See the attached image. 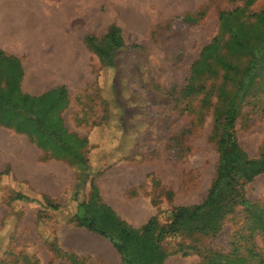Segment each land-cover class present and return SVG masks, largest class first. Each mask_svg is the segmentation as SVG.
Returning <instances> with one entry per match:
<instances>
[{"label":"rangeland","instance_id":"rangeland-1","mask_svg":"<svg viewBox=\"0 0 264 264\" xmlns=\"http://www.w3.org/2000/svg\"><path fill=\"white\" fill-rule=\"evenodd\" d=\"M173 1L176 9L167 11L143 0L136 29L128 18L135 13L129 0L12 1L9 9L16 8V13L11 26L21 20L26 35L22 41L16 35L6 37L5 42L0 36V49L12 48L21 62L0 79V116L6 122L0 124V264H122L118 250L87 228L75 224L78 237L95 246V252L77 255L82 261L64 255L57 237L77 221L74 214L81 202L99 195L105 204L95 180L110 168L104 163L108 158L119 157L138 168L141 186L127 197L143 196L138 202L149 210L142 220L147 223L135 228L112 209L134 229L153 219L159 228L166 226L177 208L201 204L208 196L221 163L213 137L214 107L202 105L203 95L182 98L181 93L202 48L218 35L220 12L243 3ZM32 6L37 14L30 12ZM263 8L264 0H258L251 10ZM186 16L199 21L185 22ZM112 25L121 29L126 48L117 53L113 68H105L84 37H102ZM27 39L33 44L25 43ZM257 83L242 102L234 129L237 145L249 159L264 155V85ZM63 86L67 97L49 94L37 100ZM211 100L218 103L216 95ZM58 119L61 124L54 128H64L62 142L50 131ZM74 155L84 156L89 168L88 181L76 196L79 170L71 164ZM51 159L77 171L73 191L49 197L57 210L48 208L46 195L24 179L31 166L26 163L38 171ZM19 195L35 201L19 200ZM239 197L264 208V174L243 183ZM131 250L134 264H150L160 253L161 264H211L212 258L259 264L256 254L264 259V237L244 206L236 204L214 235H167L161 242L150 235L133 243ZM80 252H87L85 245Z\"/></svg>","mask_w":264,"mask_h":264},{"label":"trees","instance_id":"trees-1","mask_svg":"<svg viewBox=\"0 0 264 264\" xmlns=\"http://www.w3.org/2000/svg\"><path fill=\"white\" fill-rule=\"evenodd\" d=\"M232 1H240L243 4L233 10L220 12L218 35L202 48L199 58L192 65L188 83L181 93L182 98L203 95L202 105L214 107L213 137L216 139L221 163L206 199L192 207L177 208L172 214L171 222L161 228L153 219L143 229H134L122 221L111 207L101 203L99 195L97 199L92 197L89 202H81L74 214L77 223H71L106 238L118 250L122 264L135 263L131 250L133 243L150 235L161 242L167 235L216 234L221 229L222 220L233 212L236 204L244 206L254 229L264 237V208L243 197L238 198V188L243 183L264 174V155L257 159H249L240 150L234 136L242 102L254 92L258 81L264 85V8L259 12L251 10L258 0ZM184 21L197 23L199 19L186 16ZM84 43L105 68H113L117 53L126 48L122 31L116 25L110 26L102 37L85 36ZM244 60L247 62L242 65ZM20 63L17 57L0 49V79L4 74L12 73L14 66ZM209 81L211 85H208ZM229 87L235 90L231 91ZM49 94L67 97V88L63 86L54 89L37 100L44 101ZM212 95H216L218 99L215 105L211 100ZM58 123L61 124L60 119L54 123L50 131L56 140L62 142L64 128L61 126V130L54 128ZM0 124L6 125L1 116ZM87 162L84 156H73L71 164L79 170L75 196L88 181ZM91 186L98 194L94 182ZM45 197L48 208L59 209L58 205L50 203L49 196ZM18 199L35 201L23 195H19ZM57 247L61 251L58 244ZM62 253L74 261L84 259L74 253ZM256 257L260 259L259 264H264V259L259 254H256ZM163 258L164 254L160 253L150 264H161ZM211 264H245V259L226 261L212 258Z\"/></svg>","mask_w":264,"mask_h":264},{"label":"crops","instance_id":"crops-1","mask_svg":"<svg viewBox=\"0 0 264 264\" xmlns=\"http://www.w3.org/2000/svg\"><path fill=\"white\" fill-rule=\"evenodd\" d=\"M12 1L13 0H3L0 2V36L3 42L7 41L9 36H18L19 40L22 41L24 39L23 36L26 35V27L22 25L21 20L20 24L16 25V27L11 26L12 22L15 20L16 13V8L9 9L10 5H14ZM37 10L38 9L32 6L30 12H33L34 14L37 12ZM19 13H21L20 10ZM24 22L26 23L28 21L24 19ZM21 28L22 32L20 33ZM45 37L48 42H52V40L47 38L46 35ZM24 41L27 44H33L31 40L28 41L27 39ZM1 48L6 52L8 51L10 55L18 58L17 53L14 52L12 48ZM50 68L51 67L47 68L46 74H51L49 73ZM53 68L56 69L55 67ZM45 82L48 83L50 81L47 80ZM36 83L34 84L37 86L38 83ZM104 163L109 164L110 168L104 172L103 176L95 180L96 185L101 193L103 202L114 209L121 218H123L133 227H142L145 223H147V221L142 222V220L144 219L143 216L145 214V211L148 210L147 208H144V205H142V203L138 202L143 198V196L133 199H129L127 197V193L130 190L141 186V178L137 180L136 176L138 168L129 163H125V161H119V157L115 159L108 158V160H105ZM26 164H30L31 166H27V168H29L25 172L24 179L25 181H29L34 189L38 187L39 193L41 195H46L57 199L63 194L73 191V189L75 188V185L77 183V171H75V169H73V167H71L68 163L51 159L46 164L41 163L38 171L36 167L33 166V163L31 164L30 162H28ZM95 164L96 162H91L92 166H94ZM38 181L41 182L40 185H37ZM140 220L141 223H136ZM66 227L68 230L63 231L61 234L58 233L57 235L59 239L58 244L61 249H63L67 253H74L78 256H81V254H83V256H85V254L89 255V250L95 252L94 244L90 246L88 243L86 244L78 237V233L76 232V230L78 231L79 228L77 226L71 224L66 225ZM84 245L86 246L87 252L81 253V247L83 248ZM110 245L111 246L109 247H113L111 243ZM108 251L110 252V254H112L111 248H108Z\"/></svg>","mask_w":264,"mask_h":264},{"label":"bare ground","instance_id":"bare-ground-1","mask_svg":"<svg viewBox=\"0 0 264 264\" xmlns=\"http://www.w3.org/2000/svg\"><path fill=\"white\" fill-rule=\"evenodd\" d=\"M131 3L134 4L135 9L133 11H135L134 14H130V16L128 17L129 20L131 21V28L132 29H136L139 24H138V18L140 17V13L141 10L143 9L142 6L144 7L143 0H129ZM145 2H148L149 4L152 5H158V7H163L164 9H166L167 11H172L175 10L177 7L176 1L173 0H144ZM153 1V2H152ZM142 5V6H141ZM120 8H117V10L121 12V10H123L122 8V3L119 5Z\"/></svg>","mask_w":264,"mask_h":264}]
</instances>
